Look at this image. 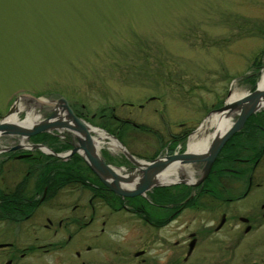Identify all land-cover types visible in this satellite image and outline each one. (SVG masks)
<instances>
[{"label":"rangeland","instance_id":"374dc122","mask_svg":"<svg viewBox=\"0 0 264 264\" xmlns=\"http://www.w3.org/2000/svg\"><path fill=\"white\" fill-rule=\"evenodd\" d=\"M263 72L264 0H0V120L23 94L65 98L106 136L114 135L100 126L105 116L128 122L123 139L114 137L140 161L165 153L171 135L189 134L184 152L203 122L232 95L252 93ZM20 104L21 121L29 109L40 121L53 114ZM17 140L1 139L0 147ZM100 156L122 167L119 150L105 145ZM255 256L263 260L264 249ZM74 261L70 255L63 264Z\"/></svg>","mask_w":264,"mask_h":264},{"label":"flooded vegetation","instance_id":"af4514ba","mask_svg":"<svg viewBox=\"0 0 264 264\" xmlns=\"http://www.w3.org/2000/svg\"><path fill=\"white\" fill-rule=\"evenodd\" d=\"M188 135H171L165 153L142 161L184 154ZM39 136L31 145L50 148ZM17 141L0 147V264H63L70 255L75 264H264L255 256L264 249V108L225 143L203 183L191 185L203 176L197 163L186 166L191 177L179 170V183L132 198L110 191L85 161L93 183L61 178L63 164L48 163L64 160L41 149L9 151ZM69 141L73 149L76 139ZM121 160V168L106 164L121 177L142 176L143 168Z\"/></svg>","mask_w":264,"mask_h":264},{"label":"water","instance_id":"95a60500","mask_svg":"<svg viewBox=\"0 0 264 264\" xmlns=\"http://www.w3.org/2000/svg\"><path fill=\"white\" fill-rule=\"evenodd\" d=\"M23 100H28L30 104L32 103L35 105H40L46 109H51L53 111V114L48 119H45L43 121H40L39 118H36L34 120V123L30 126H25L24 124L18 125L16 123L10 122L11 118L14 116L16 107L20 105L21 101ZM263 108L264 84H261V82L257 85L256 89L252 93L232 95L221 109L213 112V116H219V119L221 120L224 116L228 117L229 115L236 114L237 119L234 123H232L230 127H228L222 134H220L219 139L212 144L211 148L206 154H192L189 153L187 149L184 154L180 156L157 159L150 163H146L136 160L128 153L126 148L116 137L108 135L107 137L113 139L118 144L119 151L124 156H126L133 165L139 168H143L141 171L142 176L133 189L124 188L122 186V182L125 177H121L115 171V169L111 168L110 165H107L106 161L100 156V152L103 150V148H100L99 145H96L94 143V137L91 136V133H103V131L87 125L81 119L76 117L74 112L70 108L69 102L65 98H60V100L54 103H48L45 100L37 99L29 94L21 95L16 100L14 106L10 109L8 114L5 117H2L0 120V140L4 138H15L20 141L18 145L12 147L11 149H8L9 151H20L25 148L41 149L42 151L53 155L60 160H68L72 155L78 154L84 159V161L89 165L94 173H96L102 183L110 191L122 197L132 198L143 195L155 187L164 185L155 184V178L160 172L164 171L173 164H178L181 167H186L197 163H204L205 166L203 168V176L201 180L198 183L191 185L198 186L203 183L210 174L213 164L225 143L244 127L245 123L251 116L255 115ZM59 109H65L68 115L59 116ZM33 112L34 111L32 109H29V112L26 113L25 119L27 118L28 114L33 115ZM213 116L211 114L203 122L200 128L194 133V135L199 134L202 129L205 128L210 118H212ZM211 128L213 129V131L209 133V128L205 131L206 134H214L215 128ZM51 131L72 132L77 144H75L74 148L68 153L55 154L50 148L31 145L27 143L32 138L44 133H50ZM174 183L170 184L172 185ZM184 184L187 183L184 182Z\"/></svg>","mask_w":264,"mask_h":264},{"label":"bare ground","instance_id":"6f19581e","mask_svg":"<svg viewBox=\"0 0 264 264\" xmlns=\"http://www.w3.org/2000/svg\"><path fill=\"white\" fill-rule=\"evenodd\" d=\"M261 84H264V72L262 75ZM21 110H22V107L20 104L16 107L14 116L11 118L10 122L16 123L18 125L24 124L25 126L32 125L34 123V120L36 119L34 115L28 114L27 118L24 121H21L18 117V114L21 112ZM236 116H237L236 114L229 115L228 117L224 116L223 119L221 120L219 119V116H213L212 118H210L205 128L202 129V131L199 134L191 136L188 142V145H187L189 153H192V154L208 153L212 144L215 143L219 139L220 134H222L228 127L232 125ZM211 127L215 128L214 134H206L205 131ZM96 135L98 138H93V140H94V143L96 145H99L100 148H104L105 145H108L113 151L119 150L118 144L113 139L108 138L105 134L101 132H97ZM192 169L181 167L178 164H173L167 169H165L164 171H162L160 175H158L155 178L154 183L155 184H168V183L170 184V183L178 182L180 181V178L177 177V173L179 170L182 172L184 171L185 174L187 173L191 177ZM118 174L121 176L119 172ZM171 175H174V177H172ZM139 179L140 178L136 177V175H129L123 180L122 186L126 189H133L137 185ZM189 181H192V180L189 179Z\"/></svg>","mask_w":264,"mask_h":264},{"label":"trees","instance_id":"16d2710c","mask_svg":"<svg viewBox=\"0 0 264 264\" xmlns=\"http://www.w3.org/2000/svg\"><path fill=\"white\" fill-rule=\"evenodd\" d=\"M105 114H107L106 111H105ZM109 115H110V112H109ZM102 119L103 120L101 121L100 126L106 129L108 132H110V134H113L114 136L118 137L119 140H122L123 139L122 133L125 132V126L126 127L130 126L129 123L126 122V124L125 123L122 124L120 123L121 121H119L115 116H109V117L105 116ZM131 125L135 128H138L137 126H134L133 124ZM133 127H130V128L132 129ZM140 129H143V128L140 127ZM38 139L39 141L47 142L48 146L57 153H63V152H67L71 150V143L69 140L60 141L57 138H49L45 134L40 135ZM59 163H62L63 168H64L63 174L59 175L61 178H64L66 180L67 179L90 180L93 183V179L90 178L91 177L90 169L85 164L83 158L80 157L79 155H73L67 161H59V160H54V159L49 158L48 166L51 169L52 165H57ZM94 180H95L94 182L99 186V189L101 190L105 189L104 186L97 179H94Z\"/></svg>","mask_w":264,"mask_h":264}]
</instances>
